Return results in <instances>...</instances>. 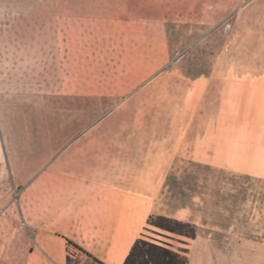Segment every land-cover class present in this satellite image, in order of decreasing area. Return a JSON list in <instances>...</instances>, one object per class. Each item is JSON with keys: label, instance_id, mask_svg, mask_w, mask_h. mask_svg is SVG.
<instances>
[{"label": "crops", "instance_id": "crops-1", "mask_svg": "<svg viewBox=\"0 0 264 264\" xmlns=\"http://www.w3.org/2000/svg\"><path fill=\"white\" fill-rule=\"evenodd\" d=\"M229 2L80 0V10L70 13L62 6H69V0H0V21L14 19L6 5L23 3L31 7L22 16L35 21L33 27L13 31L0 22L2 35L24 37L18 45L0 43V180L12 181L19 189L13 201L0 192L4 202L0 260L66 264L69 245H77L99 264H123L148 228L150 215L192 221L180 215L186 207L166 213V196L174 189L168 182L174 165L240 164L246 149H255L254 143L245 142V133L260 128L230 126L231 117L238 120L249 109L264 107L263 47L249 63L251 75L242 74L248 63L240 57L231 67L233 74L223 61L228 53L221 52L206 73L184 76L190 86L178 94L179 100L188 102L179 103L178 122H109L110 112L102 111L100 100L111 94L67 86L73 82L68 74L73 32L65 27L37 28V21H52L56 10L61 18L74 16L80 22L140 25L135 34L146 37L155 33L152 27L169 23H188L205 32L228 15L224 5ZM77 35L80 68L85 60L80 53L92 47L93 53H100L102 33L101 28L80 27ZM86 35L92 36L93 44L84 39ZM92 62L100 66V58ZM79 78L78 73V82ZM137 94L133 91L130 97ZM81 101H91L92 107L80 106ZM156 235L174 240L164 233ZM157 242L172 247L168 241Z\"/></svg>", "mask_w": 264, "mask_h": 264}, {"label": "rangeland", "instance_id": "rangeland-1", "mask_svg": "<svg viewBox=\"0 0 264 264\" xmlns=\"http://www.w3.org/2000/svg\"><path fill=\"white\" fill-rule=\"evenodd\" d=\"M69 1V6L67 3L62 6L68 7L70 13L80 10V0ZM6 6L10 8L6 12L10 11L14 18L0 21L6 29L33 27L35 21L22 16V12L29 11L31 5ZM224 6L228 15L205 32L188 23H169L152 27L155 33L146 37L135 34L140 32V25L123 21L116 24L80 22L74 16L61 18L56 10L57 16L52 21L39 20L37 28L65 27L73 32L70 38L75 46L68 69L73 82L67 86L70 89L80 87V91L111 94L100 100L102 111L110 112L109 122L167 125L179 121V103L188 102L179 100L178 93L186 92L190 86L183 77L206 73L211 63L218 59L216 55L228 53L223 61L230 68L236 67L240 57L243 59L241 62L248 63L241 68L244 69L242 74L253 73L249 63L260 55L259 50L264 47V0H230ZM80 27L85 31L101 28L102 35L100 53H93V47L80 53L85 60L79 68L76 66V45L80 43V35H77ZM23 39V36L0 33V43L18 45ZM84 39L93 44L91 35ZM96 57L100 58V66H97ZM53 70L56 74V69ZM230 71L235 74L233 68ZM78 73L80 82L77 81ZM53 86L55 88L58 84ZM133 91L139 94L130 97ZM90 103L81 101L80 106L92 107ZM85 119L88 121L87 116ZM231 121L230 126L250 124L260 128L259 131L245 133V142L254 143L255 149H246L240 164L181 163L174 165L173 178L168 180L174 189L166 196V213L177 207H186L180 215L196 224L195 239L172 234L151 224L143 232L142 239L149 243L161 245L157 242L159 239L168 241L172 247L162 246L186 256L188 264H264V107L249 109L244 117L238 120L231 117ZM251 135L254 138H250ZM229 159L236 160V156ZM18 191L12 181L0 180L1 195L5 193L3 198L8 195L6 198L13 201ZM2 201L0 204L4 203ZM156 233L170 235L174 240ZM69 253L66 264H99L73 245H69ZM0 264L10 262L0 260Z\"/></svg>", "mask_w": 264, "mask_h": 264}, {"label": "trees", "instance_id": "trees-1", "mask_svg": "<svg viewBox=\"0 0 264 264\" xmlns=\"http://www.w3.org/2000/svg\"><path fill=\"white\" fill-rule=\"evenodd\" d=\"M148 224L154 225L172 234L194 239L196 224L165 215H150ZM77 246V245H74ZM78 247V246H77ZM66 261H69L67 256ZM186 256L162 245L149 243L138 238L131 247L123 264H187Z\"/></svg>", "mask_w": 264, "mask_h": 264}, {"label": "built area", "instance_id": "built-area-1", "mask_svg": "<svg viewBox=\"0 0 264 264\" xmlns=\"http://www.w3.org/2000/svg\"><path fill=\"white\" fill-rule=\"evenodd\" d=\"M1 213H2V210L0 209V215H1Z\"/></svg>", "mask_w": 264, "mask_h": 264}]
</instances>
